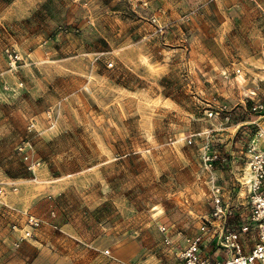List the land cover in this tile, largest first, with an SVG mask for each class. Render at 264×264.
Masks as SVG:
<instances>
[{
	"label": "rangeland",
	"instance_id": "1",
	"mask_svg": "<svg viewBox=\"0 0 264 264\" xmlns=\"http://www.w3.org/2000/svg\"><path fill=\"white\" fill-rule=\"evenodd\" d=\"M253 145L264 0H0V264L226 259L202 226Z\"/></svg>",
	"mask_w": 264,
	"mask_h": 264
},
{
	"label": "built area",
	"instance_id": "2",
	"mask_svg": "<svg viewBox=\"0 0 264 264\" xmlns=\"http://www.w3.org/2000/svg\"><path fill=\"white\" fill-rule=\"evenodd\" d=\"M260 107L263 108V105ZM212 114L213 112L210 115ZM248 151L246 167L242 171V177L237 179L239 187L237 197L241 198L242 191H245L243 203L235 208L228 205L223 188L215 186L214 210L211 219H207L208 223L202 226L204 235L208 233L218 235V247L226 252L227 258L214 261L202 257L200 255L202 238L196 237L188 241V246L181 254L185 264H264V147L253 145ZM231 217L237 218L236 225L231 224ZM42 222L35 215L28 216L27 224L21 230L23 234L20 239H32L34 230L39 228ZM14 229H17L16 225ZM162 231L169 241V230L162 227ZM249 232L257 234V241L250 251H246L241 237Z\"/></svg>",
	"mask_w": 264,
	"mask_h": 264
},
{
	"label": "crops",
	"instance_id": "3",
	"mask_svg": "<svg viewBox=\"0 0 264 264\" xmlns=\"http://www.w3.org/2000/svg\"><path fill=\"white\" fill-rule=\"evenodd\" d=\"M237 201H238L239 203H243L244 199H243V198H237Z\"/></svg>",
	"mask_w": 264,
	"mask_h": 264
},
{
	"label": "trees",
	"instance_id": "4",
	"mask_svg": "<svg viewBox=\"0 0 264 264\" xmlns=\"http://www.w3.org/2000/svg\"><path fill=\"white\" fill-rule=\"evenodd\" d=\"M244 120L243 118L240 119V121Z\"/></svg>",
	"mask_w": 264,
	"mask_h": 264
}]
</instances>
